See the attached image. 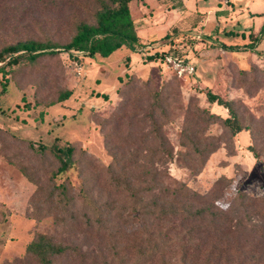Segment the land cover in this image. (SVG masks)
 <instances>
[{"label":"rangeland","instance_id":"obj_1","mask_svg":"<svg viewBox=\"0 0 264 264\" xmlns=\"http://www.w3.org/2000/svg\"><path fill=\"white\" fill-rule=\"evenodd\" d=\"M91 6L85 0H3L0 49L30 37L65 43L75 20L86 16ZM194 41L185 35L178 42L181 47L176 52L195 69L183 78L175 77L162 61L146 62L143 52L128 47L107 58L90 59L77 52L45 55L33 63L22 60L6 67L5 77L0 73V264H40L25 252L37 234L77 248L82 258L62 256L52 264H154V233L171 227L166 220L154 221V189L137 197L109 195L113 210L99 224L90 216L91 225H85L86 210L77 220L49 209L44 199L52 191L50 171L58 164L49 153L35 154L27 141L46 147L55 139L61 145L74 144L80 171L88 167L83 157L94 158L95 165H110L108 148L113 146L117 157H137L150 172L154 162L148 163L149 157H172L162 168L155 165L168 174L171 185L183 182L191 191L204 194L220 177L227 179L218 202L221 208L237 192L264 198V64L238 66L235 59L239 63L242 59L235 54L223 57L217 49L207 54L194 47ZM205 89L232 101L247 131L233 135L226 129L220 119L227 117V111L209 104ZM66 90L71 91L69 99L57 102ZM154 93L160 94L157 102ZM126 100L131 106L122 123L103 126L104 119ZM205 110L219 120L208 122ZM111 132L115 136L106 145L105 135ZM141 172L129 168L125 175ZM92 174L91 169L73 172L69 194L75 197ZM28 175L41 190L36 191ZM74 205L79 211V204ZM175 225L176 231L170 233L173 246L164 248L169 264H176L181 246L188 241L179 221Z\"/></svg>","mask_w":264,"mask_h":264},{"label":"trees","instance_id":"obj_2","mask_svg":"<svg viewBox=\"0 0 264 264\" xmlns=\"http://www.w3.org/2000/svg\"><path fill=\"white\" fill-rule=\"evenodd\" d=\"M85 1L88 5L92 3V6L87 10L86 16L75 20L72 34L65 43L49 40L41 42L30 37L2 47L0 49L2 76L5 77L7 74L6 67L17 66L22 60L33 63L45 55L65 53L71 56L73 52H77L90 59L96 56L107 58L122 47L135 49L137 53L141 52L140 54L143 55L142 49L146 47V44L139 41L129 9V4L138 0ZM84 7L82 4L81 8L84 9ZM168 52L178 54L172 49ZM162 57L163 52H154L146 55L145 61L151 62L155 59L162 61ZM174 76L176 77L175 74ZM203 93L209 104H215L227 111V117L220 119V123L226 129L233 135L247 131V128L241 125L232 101L221 99L209 89H205ZM70 95L71 91L61 92L57 102L68 100ZM159 97L160 94L154 93L152 99L157 102ZM104 98L106 99V96ZM130 106L131 102L128 100L121 103L110 118L104 119L103 126L113 124L117 127L126 118ZM203 113L210 123L219 120L217 115L206 110ZM113 135L115 136L113 132L105 135L106 145L113 141ZM58 142L59 140L55 139L51 146L46 147L41 143L35 144L27 141V146L35 154L44 156L45 153H49L58 164L56 169L51 170L49 174L52 191L48 199H44V204H48L49 209L54 208L66 218L72 217L77 220L81 219L79 214L83 216L86 210L89 214L84 216L85 225L90 224V216L93 217L94 224H99L101 223L100 218H105L109 215V211L113 210V201L109 195L130 193L133 197H137L152 193L154 189L151 199L152 207H154V221L159 223L166 220L171 223V227L154 233V264H169L165 258L164 248L173 246L174 239L170 237V233L176 231L175 221H179V225L184 228V234L188 238V241L181 246L176 264H264L263 197H249L237 192L229 199L227 202L229 207L225 210L218 205L222 196L223 183L227 181L223 176L214 183L210 191L200 194L188 189L183 182L171 185L167 181L170 179L168 174H164L155 167V165L164 167L166 160H171L172 157H159L158 159L149 157L148 160L146 158L148 163L154 162V171L150 172L139 163L137 157H117L115 146L108 148L110 151L108 153L111 154L110 165H95L94 158L83 157L85 161H88V167L80 171L77 167V149L74 144L61 145ZM79 152L86 155L82 149ZM198 153L202 155L201 152L198 151ZM199 158L201 162L204 160V157ZM129 168L140 169L142 172L126 176L125 170ZM89 169L93 171L91 181L84 183V187L78 191L76 198L73 197L69 194V188L72 186L70 176L73 172L80 174ZM117 170L118 176H116ZM28 179L37 185L31 175H28ZM136 187L139 190H136ZM39 190L41 187L37 185L36 191ZM37 200L39 201L40 198L36 199V202ZM75 203L79 204V211L75 210ZM165 242L166 245H164ZM25 252L34 256L40 264H52L53 259L62 256H72V259L76 260L81 258L77 248L54 243L46 234H37L26 245Z\"/></svg>","mask_w":264,"mask_h":264},{"label":"crops","instance_id":"obj_3","mask_svg":"<svg viewBox=\"0 0 264 264\" xmlns=\"http://www.w3.org/2000/svg\"><path fill=\"white\" fill-rule=\"evenodd\" d=\"M129 9L140 43L152 52L179 50L188 35L204 53L235 54L238 66L264 64V0H138Z\"/></svg>","mask_w":264,"mask_h":264},{"label":"built area","instance_id":"obj_4","mask_svg":"<svg viewBox=\"0 0 264 264\" xmlns=\"http://www.w3.org/2000/svg\"><path fill=\"white\" fill-rule=\"evenodd\" d=\"M154 50L151 46H146L142 49L145 55L153 54ZM162 62L166 65L178 78L188 77L194 74L195 69L185 57L171 53L163 52Z\"/></svg>","mask_w":264,"mask_h":264},{"label":"clouds","instance_id":"obj_5","mask_svg":"<svg viewBox=\"0 0 264 264\" xmlns=\"http://www.w3.org/2000/svg\"><path fill=\"white\" fill-rule=\"evenodd\" d=\"M224 207H225V210H226V209H227V207H229V205H228V204H226Z\"/></svg>","mask_w":264,"mask_h":264}]
</instances>
